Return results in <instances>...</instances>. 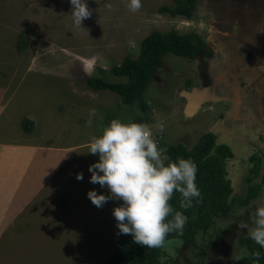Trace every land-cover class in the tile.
<instances>
[{"label": "rangeland", "instance_id": "1", "mask_svg": "<svg viewBox=\"0 0 264 264\" xmlns=\"http://www.w3.org/2000/svg\"><path fill=\"white\" fill-rule=\"evenodd\" d=\"M208 1L198 0L201 14L186 18L159 12L173 6L174 0H142L135 13L128 10L126 0H87L92 14L79 29L68 15V0H0V140L73 147L57 156L63 161L66 155L61 170L0 233V264H104L118 238L111 210L119 202L108 200L97 208L86 197L91 189L107 194L89 182L87 168L97 160L88 153L89 139L113 118L141 120L166 157L164 150L170 144L181 142L192 149L218 115L202 110L192 118L184 114L181 94L188 91L187 83L196 73L193 61L183 57H165L164 68L157 70L156 80L143 94L146 111L138 102L126 105L113 92L91 89L87 79L125 81L113 76L111 69L127 55L136 58L141 40L152 31L198 32L205 38L210 34V18L203 13ZM19 44L22 51L17 50ZM93 108L95 115L90 114ZM31 114L34 121L27 116ZM23 118L34 123L29 135L21 126ZM160 124L163 132L158 130ZM78 172L83 179L75 178ZM237 210L227 215L229 222L216 223L215 236L228 224L217 237L210 232L187 245L168 240L173 242L172 253L162 249V263L236 264L247 254L246 247L224 241L233 238L239 219H248ZM216 242L219 248L214 251Z\"/></svg>", "mask_w": 264, "mask_h": 264}, {"label": "clouds", "instance_id": "2", "mask_svg": "<svg viewBox=\"0 0 264 264\" xmlns=\"http://www.w3.org/2000/svg\"><path fill=\"white\" fill-rule=\"evenodd\" d=\"M73 24L82 28V21L91 16L87 0H68ZM142 0H126L130 12H137ZM105 7L112 8L111 3ZM96 110L90 109L95 115ZM163 132L164 125H158ZM156 138L148 125L111 119L98 135L88 141V153L97 160L87 171L89 182L98 184L107 194L95 189L86 192L87 199L97 208L108 200L118 201L111 210L117 235L128 234L132 242L147 248H165L170 233H182L188 217L175 209L170 200L173 192L180 194L179 208L187 210L193 201L201 202L196 184L197 165L191 158L162 157ZM77 180L83 173H76ZM239 227L247 230V238L264 249V203L249 214Z\"/></svg>", "mask_w": 264, "mask_h": 264}, {"label": "trees", "instance_id": "3", "mask_svg": "<svg viewBox=\"0 0 264 264\" xmlns=\"http://www.w3.org/2000/svg\"><path fill=\"white\" fill-rule=\"evenodd\" d=\"M196 1L174 0L173 6L161 7L159 12L168 13L172 17L190 18ZM202 47L203 43L194 33L179 34L175 30L152 31L141 40L136 58L127 55L119 65L111 69L113 76L123 78L125 81L110 82L102 78H89L87 83L95 91L105 90L117 94L123 104L132 105L138 102L142 110L146 111L143 94L148 84L156 80L157 70L164 67L165 57L173 55L192 59L203 49ZM23 49V45H17L18 51ZM21 126L28 134L32 132L34 123L23 118ZM164 154L172 160L180 156L191 158L196 163V184L201 192V202L197 204L193 201V206L187 210L179 208L180 194L173 192L170 203L175 209L183 211L188 220L182 233H170L166 237L167 240H181L187 245L199 232L205 231L216 218L232 212L236 205L246 204L263 187L251 186L246 197L231 198L232 188L226 178L225 165L226 159L231 157L232 153L226 145H217L210 132L201 135L198 143L190 150L185 144L176 143L166 146ZM239 220L245 221V218ZM241 241L246 245L247 254L240 258L238 264H264V249L247 237ZM162 256V248L142 247L132 242L130 235L120 234L104 264H164L161 261Z\"/></svg>", "mask_w": 264, "mask_h": 264}, {"label": "flooded vegetation", "instance_id": "4", "mask_svg": "<svg viewBox=\"0 0 264 264\" xmlns=\"http://www.w3.org/2000/svg\"><path fill=\"white\" fill-rule=\"evenodd\" d=\"M197 2L192 7L191 17L195 12L201 14ZM208 4L203 13L209 15L207 24L210 34L202 38L198 32H193L203 43V49L189 59L193 61L196 76L187 83L186 89L208 88V91L214 92L215 100L204 103L200 110L216 112V121L224 120L236 105L233 118L223 121L231 127L230 143L222 141L219 134L211 133L215 143L220 139L221 144L217 145H226L232 153L226 159L225 168L229 160L234 158L235 150L242 171L251 174L261 162L257 158L259 151L256 150V141H264V130L258 127L261 122L258 115L261 103L258 87H264V0H209ZM237 51H242L244 57L237 56ZM219 95L223 98L220 99ZM261 99L264 101L263 97ZM261 104L264 108V103ZM252 174L250 183L256 186V173ZM262 188L259 194L264 192ZM248 193L243 196L246 197ZM254 198L256 194L249 200ZM227 227L228 224L223 226L224 229ZM233 230L237 233L236 228Z\"/></svg>", "mask_w": 264, "mask_h": 264}, {"label": "crops", "instance_id": "5", "mask_svg": "<svg viewBox=\"0 0 264 264\" xmlns=\"http://www.w3.org/2000/svg\"><path fill=\"white\" fill-rule=\"evenodd\" d=\"M228 47H230V42H227ZM233 53V52H232ZM237 56L240 58L244 57L242 51L236 52ZM262 82V81H261ZM264 83V81L262 82ZM264 85V84H263ZM259 93L258 97L261 103L262 97L264 98V87L261 85L258 87ZM211 93V94H210ZM205 99H202L201 104L196 109L194 115H191L188 118L196 117L200 112V107L204 103H209L210 100L214 101L216 95L214 92L208 91V88L204 89ZM257 94V93H256ZM208 98V99H207ZM219 98L222 99L221 95ZM260 103L259 108V117L261 122H259V128L264 130V108L263 104ZM186 108V100L184 98V106L183 112L185 114ZM233 112V111H232ZM235 114V112H234ZM34 121V116L27 115ZM234 115H228L222 121H215L211 127H209L205 133L212 132L219 134L222 141L230 143L231 127L228 124L223 123L225 120H229L233 118ZM32 133V132H31ZM31 133H28L31 134ZM204 133V134H205ZM27 134V133H26ZM187 137L190 135H186ZM261 141V142H260ZM259 140L256 141V150L259 151L257 158L259 159L260 164L256 166V186H263L262 190L264 191V141ZM216 144H221L220 139L216 141ZM262 148V151H261ZM73 147H61V146H44L40 144L31 143L28 140L26 141H6L0 140V233L6 228V225L9 223H13L20 217V213L23 212L24 207L34 199V197L43 191L45 183L50 180L52 175L55 174L56 171L61 170V166L63 161L66 158V155L63 156V161L58 159L59 154L68 153L72 151ZM234 158L229 160V163L226 167V178L230 181L232 189V197L244 198L243 194L249 192V188L254 186L255 184L250 183V179L252 180V172L251 174L247 171H242L240 167L239 155L234 150L233 152ZM35 177V178H34ZM37 177V178H36ZM41 182V183H40ZM39 183V184H38ZM23 199H25L23 201ZM264 203V192L259 194V191L256 195V198L253 200H249L244 205H236L232 212L237 210L238 212L244 211L245 214H250L255 207L259 204ZM232 212L227 213L219 218H216L213 223L203 232H199L195 238L198 237H209L210 232L215 233V225L220 220L227 219V215L232 214ZM226 217V218H223ZM229 222V221H228ZM228 228V227H227ZM225 229L220 227L218 229V233L214 237L219 236L222 231ZM237 233L233 230V238L229 240H225L224 243L229 242V244H236L246 247L244 243H242V238L247 237V230L244 228H236ZM183 244V241L176 240ZM172 243L169 242L165 248L167 253H172ZM176 243V242H175ZM210 243V242H209ZM223 243V242H222ZM219 244L216 242L212 246V250ZM219 248V247H216ZM170 250V251H169ZM247 250V248H246ZM163 251V250H162ZM215 251V250H214ZM175 252V251H174ZM215 254L218 256L217 250ZM231 255V254H230ZM245 256V255H244ZM240 258L236 261L238 264Z\"/></svg>", "mask_w": 264, "mask_h": 264}, {"label": "water", "instance_id": "6", "mask_svg": "<svg viewBox=\"0 0 264 264\" xmlns=\"http://www.w3.org/2000/svg\"><path fill=\"white\" fill-rule=\"evenodd\" d=\"M203 93H204V90H198L196 88H192V89H190L188 91H183V93L181 95L186 100V108H185V115L186 116H188V117L191 116V115H189L190 113L188 112L189 104L195 110L201 104L202 99H205L206 98ZM201 97H203V98L201 99ZM235 107H236V105L234 106L233 112L230 115H233V113L235 112ZM193 113H195V112H193ZM230 186H231V184H230Z\"/></svg>", "mask_w": 264, "mask_h": 264}, {"label": "bare ground", "instance_id": "7", "mask_svg": "<svg viewBox=\"0 0 264 264\" xmlns=\"http://www.w3.org/2000/svg\"><path fill=\"white\" fill-rule=\"evenodd\" d=\"M233 18L235 17V15H232ZM229 39V38H228ZM235 39V38H234ZM231 50V49H230ZM247 88V87H246ZM211 92V91H210ZM247 92V91H246ZM194 109L192 108V106L189 104V107H188V112L190 113L189 115H194L193 112L196 111V109L193 111ZM188 117V116H187ZM190 117V116H189Z\"/></svg>", "mask_w": 264, "mask_h": 264}]
</instances>
